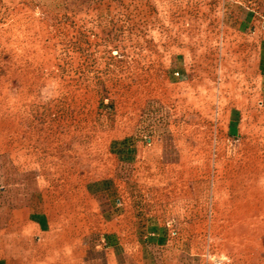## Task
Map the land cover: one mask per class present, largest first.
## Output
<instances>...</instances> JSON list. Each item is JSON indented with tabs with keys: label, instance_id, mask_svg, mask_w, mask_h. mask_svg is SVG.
Wrapping results in <instances>:
<instances>
[{
	"label": "rangeland",
	"instance_id": "374dc122",
	"mask_svg": "<svg viewBox=\"0 0 264 264\" xmlns=\"http://www.w3.org/2000/svg\"><path fill=\"white\" fill-rule=\"evenodd\" d=\"M20 184L94 244L126 211L164 262L264 264V0H0V194Z\"/></svg>",
	"mask_w": 264,
	"mask_h": 264
},
{
	"label": "crops",
	"instance_id": "0c3cea01",
	"mask_svg": "<svg viewBox=\"0 0 264 264\" xmlns=\"http://www.w3.org/2000/svg\"><path fill=\"white\" fill-rule=\"evenodd\" d=\"M261 50L260 47L259 52ZM260 64L259 58L258 90L261 88ZM12 192V198H8V194H0V264H196L164 262L159 256L158 244H135L137 239L149 235L148 226L126 211L110 216L104 214L110 228L105 232L106 242L101 246L86 241L84 231L70 226L67 210H52L49 215L43 207L46 202L35 193L33 197L27 196L21 184ZM96 205L98 202L94 201L93 211ZM89 217L92 223L99 220L98 214L93 212L76 215L72 221L81 223ZM110 237L132 238L135 242L117 243L110 241Z\"/></svg>",
	"mask_w": 264,
	"mask_h": 264
},
{
	"label": "built area",
	"instance_id": "2783aa9c",
	"mask_svg": "<svg viewBox=\"0 0 264 264\" xmlns=\"http://www.w3.org/2000/svg\"><path fill=\"white\" fill-rule=\"evenodd\" d=\"M147 140L149 141V140H150V138H147Z\"/></svg>",
	"mask_w": 264,
	"mask_h": 264
}]
</instances>
